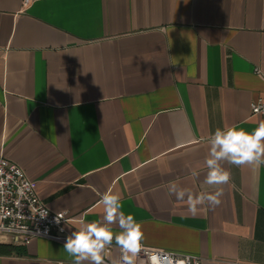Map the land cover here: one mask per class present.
Segmentation results:
<instances>
[{
    "label": "crops",
    "instance_id": "obj_1",
    "mask_svg": "<svg viewBox=\"0 0 264 264\" xmlns=\"http://www.w3.org/2000/svg\"><path fill=\"white\" fill-rule=\"evenodd\" d=\"M24 2L0 0V155L65 212V234L100 220L111 189L146 247L264 264V165L224 163L220 205L196 216L168 193L203 190L217 128L264 122L251 114L264 97V0ZM63 245L1 233L0 264H74Z\"/></svg>",
    "mask_w": 264,
    "mask_h": 264
},
{
    "label": "clouds",
    "instance_id": "obj_2",
    "mask_svg": "<svg viewBox=\"0 0 264 264\" xmlns=\"http://www.w3.org/2000/svg\"><path fill=\"white\" fill-rule=\"evenodd\" d=\"M224 163L253 168L264 165V122L251 133L235 126L217 128L208 138V151L204 160L207 173L201 185L203 190L195 193L191 188L171 183L168 193L178 201H185L187 212L192 216L198 215L202 206L210 209L219 206L223 195L222 186L231 179V173L223 166ZM192 175L198 176L199 173L193 171ZM121 199V195L111 189L103 193L102 218L91 222L81 218L78 227L66 237L63 248L74 258V264H105V256L109 254L108 249L112 247L113 241L120 255L111 264H136L144 250V232L133 215H125L121 210ZM45 216L47 213L41 218ZM59 221L57 215L56 222ZM113 226H117L120 232L114 233ZM149 258L151 264H161L159 256L152 255Z\"/></svg>",
    "mask_w": 264,
    "mask_h": 264
},
{
    "label": "built area",
    "instance_id": "obj_3",
    "mask_svg": "<svg viewBox=\"0 0 264 264\" xmlns=\"http://www.w3.org/2000/svg\"><path fill=\"white\" fill-rule=\"evenodd\" d=\"M25 4L28 0H25ZM251 114L264 115V97L251 103ZM47 216L41 218L43 214ZM60 218L59 223L56 217ZM64 211L51 210L38 196L32 181L17 164L0 155V234H12L16 243L28 244L38 237L65 243ZM63 229V230H62ZM117 248L113 241L111 248ZM110 248V249H111ZM118 249V248H117ZM136 264H151L150 256L157 255L161 264H201L202 259L193 254H180L143 245ZM118 249V257H119ZM105 264L111 262L105 259Z\"/></svg>",
    "mask_w": 264,
    "mask_h": 264
}]
</instances>
